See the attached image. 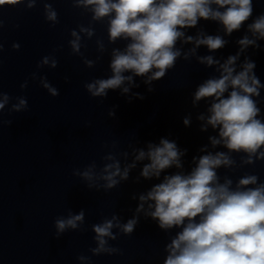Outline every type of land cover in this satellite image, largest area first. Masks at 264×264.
I'll list each match as a JSON object with an SVG mask.
<instances>
[{
	"label": "clouds",
	"instance_id": "9594fccd",
	"mask_svg": "<svg viewBox=\"0 0 264 264\" xmlns=\"http://www.w3.org/2000/svg\"><path fill=\"white\" fill-rule=\"evenodd\" d=\"M43 3L46 21H51V27L59 23L58 12L53 7V0H0V6L25 5L34 9L37 3ZM73 8H82L90 13L87 25L79 24L71 29L68 41L73 55L80 56L88 68H93L97 61L85 57L81 48L87 45L82 41L86 37L91 40L96 31L95 24L106 27L107 43L115 45L123 41V48L113 47L110 52L109 68L111 76L95 78L84 84V88L93 98H106L108 90L120 89L126 82L135 85L134 76L146 77L144 83L151 85L152 81L165 77L169 70L175 68L178 59L189 61L196 56L198 63L211 67L218 65V77H211L200 84L194 93L195 101L212 98L208 108L210 115L201 131L207 130V125L218 130V138L210 136L211 145H222L228 151L207 152L198 158L193 157L195 166L190 172H175L165 174L159 183H155L149 191L138 196L139 204L136 214L127 222L121 223L115 213L111 218H105L101 223L91 225L95 233L93 240L96 246L89 251L94 256L122 254L121 249L109 244L118 235L112 229L131 236L139 223V213L144 211L148 203L149 211L145 216L157 222L159 229L167 232L177 229L171 242L165 245L167 253L163 264H264V182L257 174L245 173L234 184L229 175L221 178L218 170L221 168L234 170L237 161L233 153L242 154L240 166L255 165L264 161V113L258 106L260 89L264 87L256 76L255 61L245 57L237 71L236 63L240 55L250 46L259 49L257 40L264 39V13L259 14L249 24L248 35L240 38L237 43L239 50L235 55H229L221 63L212 55L199 56L197 49L206 46L209 52L224 48L228 41L223 36L207 34L203 29L195 36L186 35L183 29L196 28L201 20L215 21L222 25L225 35L231 36L234 31H240L254 12L253 0H69ZM215 6V7H214ZM4 22L0 19V29ZM191 43L194 47L186 52L177 47V43ZM97 50L105 53L108 48L103 38L95 40ZM14 50L20 45L14 43ZM3 43L0 41V54L3 53ZM54 52L57 50H53ZM101 57L98 56L97 60ZM48 66L55 69L58 60L54 55H45L37 63V69ZM131 73V75H126ZM32 80L39 79L41 87L47 89L51 96L59 95L46 76L31 74ZM67 79V78H65ZM21 89L28 87V81L20 85ZM129 87H123V93H129ZM152 91V88H149ZM139 99L144 97L134 93ZM12 97L0 86V126L11 124L3 119V110ZM18 103L11 105L9 114L26 111L27 99L17 97ZM110 116L115 112L110 111ZM198 119L204 120L203 115ZM183 123L189 125V119ZM115 142L112 147L114 148ZM104 147H108L105 145ZM137 152L135 161L121 168L120 161L112 153L103 157L106 161L99 172L93 161L84 167L83 171L73 170V175L87 182L89 189L105 191L117 188L122 181H127L130 171L136 167V161L148 160L142 167L140 176L145 179H159L165 170L175 166L182 169L181 157L183 151L175 141L161 138L159 144L149 143L147 151ZM201 152L206 151L201 148ZM127 157L128 153H123ZM139 178L137 179L138 182ZM103 181V183H100ZM133 199H137L133 196ZM85 211L78 213L67 211L66 216H58L54 221L56 235L72 231H85ZM79 261L88 260L83 254L77 257Z\"/></svg>",
	"mask_w": 264,
	"mask_h": 264
}]
</instances>
